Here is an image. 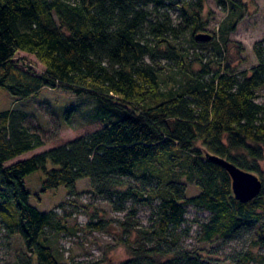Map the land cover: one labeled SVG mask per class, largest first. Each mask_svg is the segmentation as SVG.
<instances>
[{"label": "trees", "instance_id": "1", "mask_svg": "<svg viewBox=\"0 0 264 264\" xmlns=\"http://www.w3.org/2000/svg\"><path fill=\"white\" fill-rule=\"evenodd\" d=\"M205 2L0 0V88L20 100L43 88L88 98L96 125L45 146L23 113L0 112V224L7 236L22 240L17 264H102L60 262L54 255L43 235L66 229L55 210L40 212L28 202L23 180L37 170L44 174L42 193L63 187L74 196L77 182L88 179L91 192L118 211L127 203L152 209L149 227L123 229L130 259L120 264H210L182 246L188 206L209 215L199 224L200 244L257 228L252 248L264 246V105L257 101L264 50L254 48L257 65L243 73L226 63H204L200 53L189 61L176 45L182 24L196 48L213 45L222 54L245 15L242 0H219L228 13L219 36L213 34L212 44L198 42L207 26ZM169 11L180 13L179 25ZM158 60L175 64L171 79L161 78ZM207 155L258 176L259 196L236 201L229 175ZM188 185L198 194L188 196ZM87 227L104 229L101 222ZM229 260L250 264L257 258L249 251Z\"/></svg>", "mask_w": 264, "mask_h": 264}, {"label": "rangeland", "instance_id": "2", "mask_svg": "<svg viewBox=\"0 0 264 264\" xmlns=\"http://www.w3.org/2000/svg\"><path fill=\"white\" fill-rule=\"evenodd\" d=\"M242 1L246 7L245 15L238 23L236 31L229 35L232 43L222 54L213 45L204 49L196 48L191 41L192 31L187 30L184 24L180 26L182 34L176 45L184 51L189 61L195 60L196 54L200 53L204 63H226L236 73L249 72L257 65L254 48L261 47L264 50V0ZM168 14L174 24L181 23L178 11H169ZM227 15L219 0H206L203 20L207 26L201 33L218 35ZM212 41L213 39L208 43L212 44ZM146 62L153 65L148 59ZM154 64L161 78L173 77L175 64L166 60H158ZM257 96L258 103L264 105V89L258 91ZM93 109L90 99L78 98L61 89L43 88L38 94L20 100L0 88V112L23 113L27 119L25 125L38 133L45 146H54L65 142L68 137H76L93 130L96 125H91L89 118ZM259 168L264 181V150ZM43 178V172L37 170L27 175L23 181L31 206L40 212L55 210L62 217L65 231L60 234L46 231L43 235L60 262L74 260L83 263L99 261L102 264H120L130 259L129 251L122 243L123 239H127L123 229L149 227L153 222L152 209L145 205L127 203L124 210L118 211L112 203L91 192L88 179L77 182L78 193L74 196H68L63 187L42 193ZM187 194L196 195L198 190L194 185H188ZM208 217V213L202 210L191 206L186 208V222L182 227L185 231L182 240L184 248L199 251L210 264H231L230 257L249 251L257 258L256 262L250 264H264V246L252 248L257 239V228L226 242L200 244L199 224L206 222ZM90 222H101L104 229L89 231L87 225ZM129 239H133V236H129ZM23 251L21 238L7 236L0 224V264H17V257Z\"/></svg>", "mask_w": 264, "mask_h": 264}, {"label": "water", "instance_id": "3", "mask_svg": "<svg viewBox=\"0 0 264 264\" xmlns=\"http://www.w3.org/2000/svg\"><path fill=\"white\" fill-rule=\"evenodd\" d=\"M195 39L198 42H208L212 39V36L200 34ZM207 158L227 172L231 180L233 196L240 204H246L259 196L262 181L258 176L236 167L223 158L213 155H207Z\"/></svg>", "mask_w": 264, "mask_h": 264}]
</instances>
